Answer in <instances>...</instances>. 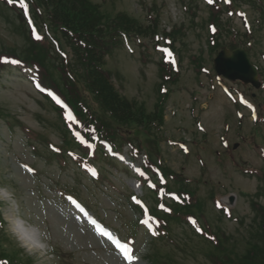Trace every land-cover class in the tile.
I'll use <instances>...</instances> for the list:
<instances>
[{
	"label": "rangeland",
	"instance_id": "rangeland-1",
	"mask_svg": "<svg viewBox=\"0 0 264 264\" xmlns=\"http://www.w3.org/2000/svg\"><path fill=\"white\" fill-rule=\"evenodd\" d=\"M217 1L221 10L211 9L206 0H87V7L92 12L96 5L97 13L110 18V27L115 26L111 17L123 13L146 29V36L131 37L128 49L123 44L106 55L105 70L122 97L145 113L159 109L162 120L151 131L152 141L130 136L132 144H143L162 162L171 189L184 187L196 195L193 213L206 218L224 250H217L213 259L216 246L211 239L194 232V224L185 220L169 222L168 238L152 239L134 226L131 180L124 168L99 153L94 165L101 169V178L94 181L76 162L51 154L48 142L64 147L63 138L70 139L60 113L28 76L0 67V257L26 264H122L104 240L77 222L63 198L69 194L122 237L136 239L135 264L264 263V0H234L229 7ZM238 13L245 14L248 26ZM210 23L217 33L209 30ZM168 31L175 37L166 43L162 35ZM49 47L31 42L18 13L0 3V53L38 56L47 80L52 75L61 83L64 74L74 84ZM221 48L247 49L262 86L234 81L225 87L227 93L217 86L213 60ZM60 49L84 85L85 62H80L79 51H68L63 44ZM169 53L176 74L161 65ZM162 74L170 80L165 82ZM161 83L168 93L160 104ZM84 98L94 116L108 124L97 101ZM25 164L34 171H27ZM142 193L154 210L155 194L146 189ZM213 199L220 205L231 199L232 217L219 212Z\"/></svg>",
	"mask_w": 264,
	"mask_h": 264
},
{
	"label": "trees",
	"instance_id": "trees-1",
	"mask_svg": "<svg viewBox=\"0 0 264 264\" xmlns=\"http://www.w3.org/2000/svg\"><path fill=\"white\" fill-rule=\"evenodd\" d=\"M38 5L40 4L44 10V14H39L35 11V17L46 20L49 18L52 23L54 31L62 32L59 28L75 34L76 38L82 42H75L73 50L79 51L80 62H85L83 69L84 85L78 79L77 74L73 70V66H64L65 75L67 69L72 73L74 84H68L70 88L61 86L52 76L51 79L59 85L62 93H65L70 102L74 106H78L79 102H84L89 107L90 102L85 101L84 94L91 96L97 101L98 106L107 120L108 124L101 121L99 118V125L104 129L101 136L112 138L117 136H129L131 129L145 130L150 133L151 129L160 124L162 118L156 109L153 113H145L142 107L135 106L131 101L122 97L121 94L114 88L109 79V74L104 69V49L102 42L105 37L111 39L113 36L119 37L120 32L124 34L146 35V29L136 22L134 19L128 17L126 14L117 13L114 21L115 26L110 27V18L104 17L97 13L98 7L94 5L95 9L89 11L87 7V0H34ZM150 28V27H147ZM66 36L65 32H62ZM67 37V36H66ZM104 38V39H103ZM71 39V38H68ZM63 73V72H61ZM65 78H67L65 76ZM70 83V82H69ZM65 84V83H64ZM67 85V84H66ZM65 86V85H64ZM91 105V104H90ZM80 111V110H79ZM92 111V110H91ZM105 127V128H104ZM101 128H98L100 132ZM262 209V208H261ZM264 217V216H263ZM264 236V231L262 232ZM216 250H224L221 244L216 245ZM219 250V251H220ZM255 251V250H253ZM264 254V253H263ZM217 256H213V259ZM263 260V259H262ZM261 260V261H262ZM218 264H226L225 261H217ZM232 264H246L239 262H231ZM249 264H256L250 262ZM259 264H264L260 262Z\"/></svg>",
	"mask_w": 264,
	"mask_h": 264
},
{
	"label": "snow or ice",
	"instance_id": "snow-or-ice-1",
	"mask_svg": "<svg viewBox=\"0 0 264 264\" xmlns=\"http://www.w3.org/2000/svg\"><path fill=\"white\" fill-rule=\"evenodd\" d=\"M215 0H207V3L209 4H212L214 3ZM231 0H225V3H230ZM8 3L10 4H18L20 8H22L24 10V13L25 15L27 16L29 13H28V3L26 2V0H8ZM231 15V13H230ZM238 15H241V16H245L244 13H238ZM29 23L32 24L31 20L29 19ZM245 24L246 26L247 25V20H246V16H245ZM32 28H33V35H34V38L36 40H41L43 39L42 36L39 35V33L36 31L35 29V26L32 25ZM213 31H215V28L212 29ZM164 51H167V49H164ZM169 56H171V53H169ZM0 62H10V63H13V64H18L20 63L19 61L17 60H11V61H8L7 58H4L3 61H0ZM172 63H174V61H172ZM39 87V85H37ZM59 102V101H58ZM249 107H251V105H249ZM68 120H74V117L72 116L71 113H68V116H67ZM253 118L255 119V114H253ZM76 135L78 137H80V133L77 132ZM82 142L83 141V138L80 137ZM89 147H91V144L88 145ZM121 159H123V157H121ZM28 171H34L33 169H29L27 168V166H24ZM88 171L91 173V175L93 176H96L97 173L95 171V169H92V168H89ZM135 171L141 176V177H146V173L144 171H141L140 169H135ZM152 187H155V185H151ZM137 187H139V185H137ZM77 208H80L81 211H83V209L80 207V205L72 198V197H69L68 198ZM133 201L137 204H141L142 202L140 200H138L135 196L132 197ZM145 212H147V209L145 208ZM193 224H195V221H192ZM95 223V222H94ZM142 223H144L145 225H148L149 224V221L148 220H144L142 221ZM151 230V228H150ZM152 231V234L153 235H157L158 233L155 232L154 230H151ZM197 231H202V229H197ZM100 234L103 235V236H107L109 240H111L114 245L116 246V248L118 249L119 252L122 253L123 255V259L127 262H131L133 260L136 259V257L133 256L132 252H133V249L132 247L127 243V242H120L119 240L117 239H113L112 235L110 233H107L104 231V229H100Z\"/></svg>",
	"mask_w": 264,
	"mask_h": 264
},
{
	"label": "water",
	"instance_id": "water-1",
	"mask_svg": "<svg viewBox=\"0 0 264 264\" xmlns=\"http://www.w3.org/2000/svg\"><path fill=\"white\" fill-rule=\"evenodd\" d=\"M214 65L217 73L231 80L239 79L255 87L259 86L256 68L251 65L244 50L235 49L229 52L223 49L214 59Z\"/></svg>",
	"mask_w": 264,
	"mask_h": 264
},
{
	"label": "bare ground",
	"instance_id": "bare-ground-1",
	"mask_svg": "<svg viewBox=\"0 0 264 264\" xmlns=\"http://www.w3.org/2000/svg\"><path fill=\"white\" fill-rule=\"evenodd\" d=\"M10 216L13 217L11 214H10ZM21 220H22V219H21ZM25 227H26L27 229H28L29 227H30L29 229H32V228H33V227H31L30 225H28V227H27V226H25ZM30 232H31V231H30ZM26 233H29V231H27ZM30 236H31V235H30Z\"/></svg>",
	"mask_w": 264,
	"mask_h": 264
}]
</instances>
